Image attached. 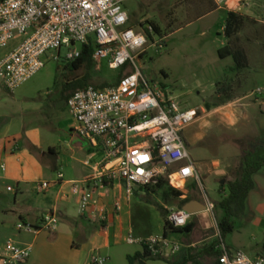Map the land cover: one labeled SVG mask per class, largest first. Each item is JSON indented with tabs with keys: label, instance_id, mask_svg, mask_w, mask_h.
I'll return each instance as SVG.
<instances>
[{
	"label": "built area",
	"instance_id": "2783aa9c",
	"mask_svg": "<svg viewBox=\"0 0 264 264\" xmlns=\"http://www.w3.org/2000/svg\"><path fill=\"white\" fill-rule=\"evenodd\" d=\"M128 0H0V51L18 36L23 40L0 58V79L15 91L31 80L46 66L45 57L56 51L54 59H61L67 48V60L81 55L82 46L90 40L98 44L93 58L97 65L107 64L111 70L125 68L118 84L107 88L88 85L68 98L70 114L77 132L95 141L104 150L103 159L93 173L84 180H71L70 193L77 197L80 213L106 225L113 218L101 209L99 192L113 184H123L127 197L166 177L170 185L188 191L192 181H201L200 169L187 149L184 129L199 117L198 108L182 109L171 96L152 85L141 71L138 60L148 52V43L157 45L150 35L155 29L147 24L144 31L129 26L130 14L125 8ZM218 7L233 0H214ZM164 43V39H162ZM2 170L6 169L1 164ZM58 182L65 181L63 172ZM49 181L35 183L34 190L44 193ZM9 189H13L9 187ZM144 191V190H143ZM207 210L214 213V205L207 198ZM114 215L123 208L117 197ZM194 214L184 208H172L168 220L178 228L186 227ZM18 229L38 233L41 229L57 230L58 220L46 214L40 225L19 223ZM220 234V230L217 224ZM129 243H139L151 253L173 256L184 245L170 237L149 236ZM220 264H264V255L251 257L245 251L232 249L222 239ZM32 245L14 241L0 249V264H21L31 257ZM107 258L93 256L94 264H105Z\"/></svg>",
	"mask_w": 264,
	"mask_h": 264
},
{
	"label": "rangeland",
	"instance_id": "374dc122",
	"mask_svg": "<svg viewBox=\"0 0 264 264\" xmlns=\"http://www.w3.org/2000/svg\"><path fill=\"white\" fill-rule=\"evenodd\" d=\"M212 2L206 0L201 5L199 0H128L125 8L131 17L129 26L141 22L144 29L147 24L153 27L156 24L161 29L160 34L154 33L157 45L148 43V52L139 57L138 63L144 76L152 85L162 89L165 97H173L182 109L200 110L198 119L184 129L187 149L197 163L201 177V181L190 183L186 194L194 193L205 202L209 198L215 208L228 195V182L242 175L244 151L256 147L258 153L264 154V0H233L230 5L214 11H211ZM229 11L245 16L244 25L234 41L248 51L251 64L240 71L233 69V56L223 57L220 54V49L230 44L225 31ZM22 40L18 36L0 54L11 51ZM68 51L63 48L59 60L53 57L57 52L50 51L45 57V67H64ZM103 69V65H97L93 72V84L104 80L108 84L115 83L119 71ZM84 73V68L78 71L80 75ZM218 82H221L219 87L232 84V99L208 110L206 103L214 102ZM72 120L74 118L69 113L65 122L72 123ZM62 124L55 121L54 128L44 127L45 134L56 144L66 133L61 129ZM254 178L256 188L247 200L245 214L236 219L234 232L224 237L228 247L243 250L251 257L264 255V168ZM224 179L225 183L222 184ZM143 190H140V195H146ZM5 192L3 200H0V249L10 240L22 245L28 242L32 244L31 256L35 251V257L36 233L18 229L19 223L28 222L20 219L14 194L7 190ZM54 193L56 188L48 194L53 197ZM155 198L162 202L159 195ZM135 199L133 218L128 222V227L150 234L156 228L155 215L160 219L162 215L142 196L135 195ZM66 206L69 214L79 216L75 201ZM215 212L217 215L221 213L218 208ZM57 220L56 232L45 230L42 233L47 243H54L55 236L71 230L66 220ZM192 220V232L172 233L170 238L185 245L194 243L192 247H203L218 237L217 221L212 212H208L207 220L199 217H192ZM133 237L138 239L134 233ZM38 254L41 258L39 264H76L74 259L71 262L68 251L66 253L63 247L56 253L44 249ZM30 258L26 264H29ZM111 259L108 264H131L124 251L115 253L114 250Z\"/></svg>",
	"mask_w": 264,
	"mask_h": 264
},
{
	"label": "crops",
	"instance_id": "0c3cea01",
	"mask_svg": "<svg viewBox=\"0 0 264 264\" xmlns=\"http://www.w3.org/2000/svg\"><path fill=\"white\" fill-rule=\"evenodd\" d=\"M212 1L211 11L220 9L216 8L213 4L216 6L217 4L214 0ZM199 3L203 5L204 0H199ZM131 27H137L138 31L145 30L141 22ZM5 54L1 52L0 58ZM248 56L251 64L249 53ZM80 69L73 71L68 60L62 68L45 67L15 91H10L0 79V165H6L5 170L0 168V200H3L2 196L6 195L7 190L14 194L17 212L23 221L40 225L46 214H51L57 219L66 220L71 228L69 232L55 236L52 244L47 243L42 234L47 229H41L36 233L37 252L34 257V251L29 264H39L41 258L38 251L42 253L46 249L56 253L61 247L66 250V253L68 251L67 255L71 258V262L73 259L76 260V264H94V255L106 257L105 264H108L112 260L111 254L114 250L115 253L124 251L127 258L144 252L141 244L128 242L129 236H133V233L139 239L145 236H162L165 232L164 218L160 219L156 215L154 219L156 228L154 227L150 234L128 227V222H131L133 218L132 209L137 193L127 197L123 184H113L107 189H102L98 194L101 209L113 214L111 221L104 226L80 213L77 197L72 194L68 197L63 195L64 192L70 193L69 181L84 180L94 172L97 163L104 157L101 146L77 132L74 120L72 123L65 122L66 116L70 113L67 102L71 96L65 89V85L75 77L84 75L78 74ZM55 121L64 123L61 129L66 132L58 139L59 144L52 142L44 132V127L54 128ZM67 132L68 135H66ZM59 172L64 173L65 181L58 182ZM40 181L51 183L44 193L34 190L35 183ZM53 188H56V193L52 197L48 193ZM187 192L184 197L188 196ZM42 194L43 197H41ZM190 196H192L191 201L198 200L206 204L196 194L191 193ZM117 197L123 200V208L118 215H114L113 203ZM73 201L78 205L79 210V216L76 217L68 213L66 206ZM175 203L166 207L179 208L178 201ZM153 208H155L154 205ZM208 212V210L201 211L195 213L193 217L207 220ZM205 229L208 228L205 227ZM24 243L28 244V242ZM192 246L195 244L193 243ZM158 262L169 264L166 261L154 259L146 260L144 263L160 264Z\"/></svg>",
	"mask_w": 264,
	"mask_h": 264
},
{
	"label": "trees",
	"instance_id": "16d2710c",
	"mask_svg": "<svg viewBox=\"0 0 264 264\" xmlns=\"http://www.w3.org/2000/svg\"><path fill=\"white\" fill-rule=\"evenodd\" d=\"M206 0H204L205 2ZM245 22V16L236 12L229 11L227 24L225 27L226 35L230 39V44L220 49V54L225 57L228 55L233 56L235 61L234 70L240 71L250 66V59L245 48L235 43L234 38L242 29ZM154 24V23H153ZM155 34H160L161 29L158 25L154 24ZM151 40H154V36L150 35ZM98 44L94 40H90L82 46L81 55L73 60H68V64L73 71H77L80 68L85 69V73L82 76H77L65 85V89L72 95L77 90L83 89L86 86L92 84L97 88L103 89L115 84H118L121 78L125 75V68L117 70L119 75L116 77L115 83L108 84L107 81L95 82L93 78V72L97 68V63L93 58L94 51ZM105 71H109L110 68L107 64L103 65ZM122 73H124L122 75ZM217 83L216 98L214 102H207L206 107L208 110L219 107L227 103L232 99L231 91L233 90L232 84H227L219 87ZM264 145V140L262 141ZM256 148V147H255ZM255 148L246 149L244 151L243 159V172L242 175L230 182H228V195L219 201L214 208L216 221L220 230V234L212 242L205 244L203 247H192L188 245L172 257L155 255L151 253L147 248H144L142 254L138 253L134 256H129V262L131 264H138L145 262L149 259L163 260L169 264H220L219 258L221 251L217 246L224 240L225 235L234 232L236 228V219L245 214L247 208V200L251 192L256 188L255 174L264 168V154L258 153ZM222 187H225L222 185ZM146 195H140L137 192V196H142L148 203L153 204L161 213L165 221L164 236L169 237L172 233L176 232H192L194 228V222H190L186 227L178 228L170 223L168 215L170 209L166 205H174L178 201V207L183 208L188 202L192 200V196L186 197L185 193L172 185H170L166 177H161L157 183L145 187ZM153 194L159 195L162 199L161 203ZM220 210V215H217L215 209Z\"/></svg>",
	"mask_w": 264,
	"mask_h": 264
},
{
	"label": "water",
	"instance_id": "95a60500",
	"mask_svg": "<svg viewBox=\"0 0 264 264\" xmlns=\"http://www.w3.org/2000/svg\"><path fill=\"white\" fill-rule=\"evenodd\" d=\"M263 111H264V105H263ZM223 183H225V179L222 181V184ZM183 208L189 211L190 213L195 214L201 211H206L207 205L198 200H193V201L188 202ZM21 264H24V263H21Z\"/></svg>",
	"mask_w": 264,
	"mask_h": 264
}]
</instances>
